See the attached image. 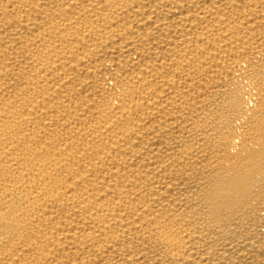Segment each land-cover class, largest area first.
<instances>
[{"label":"bare ground","instance_id":"obj_1","mask_svg":"<svg viewBox=\"0 0 264 264\" xmlns=\"http://www.w3.org/2000/svg\"><path fill=\"white\" fill-rule=\"evenodd\" d=\"M0 264H264V0H0Z\"/></svg>","mask_w":264,"mask_h":264}]
</instances>
